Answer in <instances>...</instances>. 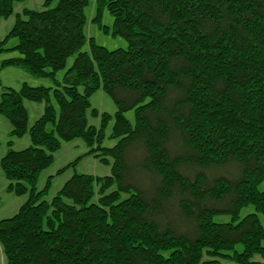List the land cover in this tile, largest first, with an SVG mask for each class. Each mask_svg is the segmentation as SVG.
<instances>
[{
  "label": "trees",
  "instance_id": "1",
  "mask_svg": "<svg viewBox=\"0 0 264 264\" xmlns=\"http://www.w3.org/2000/svg\"><path fill=\"white\" fill-rule=\"evenodd\" d=\"M23 1L0 0V20ZM90 1L24 8L0 42L18 54L0 69L52 84L1 87L11 130L0 169L6 192L27 196L0 221L5 264H264L253 260L264 258V0H95L93 22L108 34L106 9L127 43L116 50L85 38ZM97 90L113 114L91 108ZM24 101L43 104L31 127ZM26 134L30 146L12 150ZM76 139L87 151L57 173L92 156L110 175L74 173L43 200L51 177L37 191L40 172Z\"/></svg>",
  "mask_w": 264,
  "mask_h": 264
},
{
  "label": "rangeland",
  "instance_id": "2",
  "mask_svg": "<svg viewBox=\"0 0 264 264\" xmlns=\"http://www.w3.org/2000/svg\"><path fill=\"white\" fill-rule=\"evenodd\" d=\"M43 0H25L23 2L16 3L14 5L13 13H19L24 8L31 10H39L42 7ZM96 12V2L91 0L87 7L84 9L85 22L83 26V34L86 39L92 38L94 42L102 47H105L107 50H116V49H125L127 43L124 39L119 36H111V27L113 19L106 9L102 11L100 24L101 26H106L110 30L108 34H105L99 27L98 24L93 22ZM14 14H12L7 19L0 20V42L5 38L12 24L14 23ZM17 40L15 38H10L5 47H12L16 45ZM88 44H85L83 51H88ZM18 56L16 52H8L0 54V63L4 59L13 58ZM73 59L70 58L67 61L66 69L71 65ZM65 70L60 71L57 74V79L60 80ZM26 83L30 86H52L50 80L36 78L29 73L23 71L20 68L6 67L0 69V93L1 87H8L13 89H18L21 84ZM91 108H94L98 111L99 114L107 113L113 114L116 111V107L113 101L102 91L97 90L89 98ZM24 106L28 113V127H31L33 123L40 117L43 112L42 103H33L30 101H24ZM126 117L133 123V113L131 111L126 113ZM88 124L98 127L100 124V117H90L88 115ZM111 123L107 129L109 132ZM11 130V125L6 119L0 116V159L7 152L6 142L9 140L8 134ZM29 136L26 134L21 138H13V145L11 147L14 151L24 150L30 146ZM106 146L110 147L114 142L106 141L104 143ZM87 151L84 143L79 140H73L71 142H61L60 148L53 154L52 164L42 172H40L37 182L36 190L40 191L44 188L46 181L49 177L51 180L49 182V187L43 200L50 201L56 193L60 190L63 184L72 177L74 173L77 174H87L92 176L104 177L110 175V166L103 165L98 162L92 156L83 157L80 159L75 166V168H68L63 173L58 174L57 172L64 168L67 164L74 161L76 158L82 156ZM7 181L4 178L1 169H0V221L6 218L12 217L19 206L23 204L27 196L18 197L12 193L6 192ZM260 191L264 190V181L258 186ZM254 209L252 206L243 208L240 211L239 218H243L245 215L253 213ZM229 217L227 215H216L214 218L215 222L222 223L227 222ZM262 223L264 219L261 218ZM241 247L237 246L236 250H240ZM2 253V252H0ZM3 254V253H2ZM253 260L260 261L264 263V258L260 256H254ZM0 264L4 262L0 261ZM222 264H233L230 262L223 261Z\"/></svg>",
  "mask_w": 264,
  "mask_h": 264
},
{
  "label": "crops",
  "instance_id": "3",
  "mask_svg": "<svg viewBox=\"0 0 264 264\" xmlns=\"http://www.w3.org/2000/svg\"><path fill=\"white\" fill-rule=\"evenodd\" d=\"M0 252H2V251L0 250ZM0 261L4 262V264H5V257L2 253H0Z\"/></svg>",
  "mask_w": 264,
  "mask_h": 264
}]
</instances>
